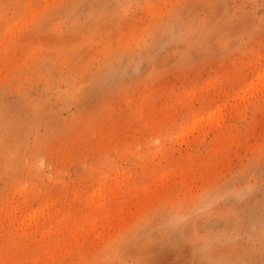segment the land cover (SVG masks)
<instances>
[{"label": "rangeland", "instance_id": "374dc122", "mask_svg": "<svg viewBox=\"0 0 264 264\" xmlns=\"http://www.w3.org/2000/svg\"><path fill=\"white\" fill-rule=\"evenodd\" d=\"M0 264H264V0H0Z\"/></svg>", "mask_w": 264, "mask_h": 264}]
</instances>
